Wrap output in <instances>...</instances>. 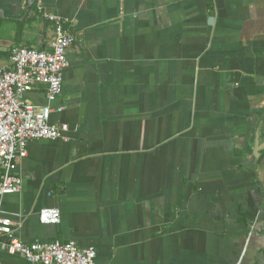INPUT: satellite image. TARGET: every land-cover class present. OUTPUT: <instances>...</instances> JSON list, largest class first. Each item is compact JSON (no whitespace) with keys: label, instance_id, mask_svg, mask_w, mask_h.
Returning <instances> with one entry per match:
<instances>
[{"label":"crops","instance_id":"obj_1","mask_svg":"<svg viewBox=\"0 0 264 264\" xmlns=\"http://www.w3.org/2000/svg\"><path fill=\"white\" fill-rule=\"evenodd\" d=\"M49 12L75 35L51 116L69 130L18 159L15 236L95 264H264V0H0L1 66L52 49ZM0 264L35 263L0 245Z\"/></svg>","mask_w":264,"mask_h":264},{"label":"built area","instance_id":"obj_2","mask_svg":"<svg viewBox=\"0 0 264 264\" xmlns=\"http://www.w3.org/2000/svg\"><path fill=\"white\" fill-rule=\"evenodd\" d=\"M44 16L55 26L52 49L14 46L11 64L0 65V197L22 189L18 159L27 156L30 140H57L69 130L67 123L51 122V116L64 110L63 106L55 108L53 103L63 91L68 49L75 42V35L62 16L52 12ZM42 85L47 87V103L40 106L28 101L25 94ZM39 219L45 224L59 223L60 210L42 208ZM0 245L35 264H95L97 256L95 247L81 248L75 240L25 243L15 236L11 218L1 216Z\"/></svg>","mask_w":264,"mask_h":264},{"label":"water","instance_id":"obj_3","mask_svg":"<svg viewBox=\"0 0 264 264\" xmlns=\"http://www.w3.org/2000/svg\"><path fill=\"white\" fill-rule=\"evenodd\" d=\"M264 147L263 144H260L258 140H256L255 147H254V153L257 155L258 151Z\"/></svg>","mask_w":264,"mask_h":264}]
</instances>
